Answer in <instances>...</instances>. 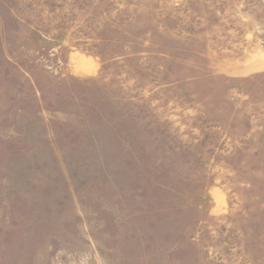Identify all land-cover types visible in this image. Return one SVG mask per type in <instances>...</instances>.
<instances>
[{"label": "rangeland", "instance_id": "1", "mask_svg": "<svg viewBox=\"0 0 264 264\" xmlns=\"http://www.w3.org/2000/svg\"><path fill=\"white\" fill-rule=\"evenodd\" d=\"M0 264H264V0H0Z\"/></svg>", "mask_w": 264, "mask_h": 264}]
</instances>
